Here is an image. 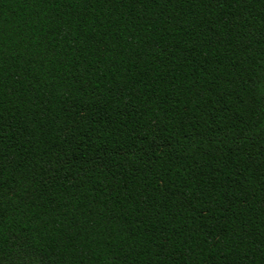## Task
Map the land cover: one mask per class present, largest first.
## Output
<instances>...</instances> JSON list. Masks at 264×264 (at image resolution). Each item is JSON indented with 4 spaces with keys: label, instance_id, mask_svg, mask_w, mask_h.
<instances>
[{
    "label": "trees",
    "instance_id": "obj_1",
    "mask_svg": "<svg viewBox=\"0 0 264 264\" xmlns=\"http://www.w3.org/2000/svg\"><path fill=\"white\" fill-rule=\"evenodd\" d=\"M0 264H264V0H0Z\"/></svg>",
    "mask_w": 264,
    "mask_h": 264
}]
</instances>
